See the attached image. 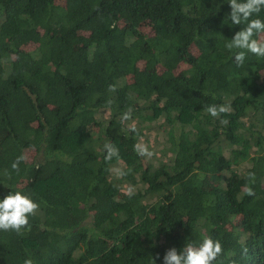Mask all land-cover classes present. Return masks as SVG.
<instances>
[{"label": "trees", "instance_id": "trees-1", "mask_svg": "<svg viewBox=\"0 0 264 264\" xmlns=\"http://www.w3.org/2000/svg\"><path fill=\"white\" fill-rule=\"evenodd\" d=\"M229 13L227 0H0V200L39 204L30 230L0 231V264H163L205 236L224 249L214 264H264V58L237 66ZM142 138H162L159 157L137 154Z\"/></svg>", "mask_w": 264, "mask_h": 264}, {"label": "clouds", "instance_id": "clouds-1", "mask_svg": "<svg viewBox=\"0 0 264 264\" xmlns=\"http://www.w3.org/2000/svg\"><path fill=\"white\" fill-rule=\"evenodd\" d=\"M230 6L228 19L233 25H243V28L233 35L231 39H227L225 48L229 51L235 50L234 60L237 66H242L246 54L251 53L257 57L264 58V19L252 18L254 14H259L264 9V0H227ZM110 91H115V87L110 85ZM206 112L213 118L220 117L222 114H230L232 109L230 103L221 105H209ZM132 109L129 108L121 116V123L131 119ZM221 123L227 124L226 120ZM131 131L137 132L135 127ZM106 155L104 159L111 161L114 157L119 158V149L111 142L104 144ZM137 154L143 157L151 158V152L147 145L136 144L134 146ZM23 157H17L11 167L14 171H19V164ZM118 176H124L127 173L121 169L115 170ZM131 172V169L128 170ZM248 184L245 186V194L252 196L254 190L251 187L255 182V173H247ZM129 194L132 190L129 189ZM39 210V204L34 202L29 195L20 191L9 193L0 200V231H14L18 234L22 230H30L29 217L34 216ZM223 246L221 242L211 236H205L198 245L188 241L181 250L169 248L163 256V264H214V262L223 254ZM247 253V249H243ZM24 264H34L31 258L25 259ZM151 264L155 261L151 258ZM232 264H235L233 261Z\"/></svg>", "mask_w": 264, "mask_h": 264}, {"label": "rangeland", "instance_id": "rangeland-1", "mask_svg": "<svg viewBox=\"0 0 264 264\" xmlns=\"http://www.w3.org/2000/svg\"><path fill=\"white\" fill-rule=\"evenodd\" d=\"M148 134H149V136H152V135H154V131H153V132H150V133H148ZM148 134H147V135H148ZM159 134H161V133H159ZM161 140H162V138H161L160 140L157 139L156 141H154V140H147V139H143V138H142V140H141V144L147 145L148 148H149V150H150L151 152H153V156H152L151 158L159 157V154L156 153V150L160 147V142H161ZM154 151H155V153H154ZM118 167H119V166L114 167L113 170H116Z\"/></svg>", "mask_w": 264, "mask_h": 264}]
</instances>
